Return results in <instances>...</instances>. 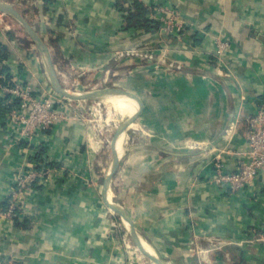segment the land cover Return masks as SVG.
Instances as JSON below:
<instances>
[{"label": "crops", "instance_id": "crops-1", "mask_svg": "<svg viewBox=\"0 0 264 264\" xmlns=\"http://www.w3.org/2000/svg\"><path fill=\"white\" fill-rule=\"evenodd\" d=\"M138 1L160 25L161 8L176 10L187 32L126 30L119 0H15L63 86L131 91L137 126L120 139L126 155L106 195L118 150L108 160L84 103L59 101L65 117L30 142L6 118L0 93V210L20 169L47 161L52 171L18 221L0 217V264H154L111 203L166 264H264V172L235 192L215 181L218 157L227 171L245 158L247 119L264 106V0ZM20 30L0 27L1 81L48 92L44 58Z\"/></svg>", "mask_w": 264, "mask_h": 264}, {"label": "built area", "instance_id": "built-area-1", "mask_svg": "<svg viewBox=\"0 0 264 264\" xmlns=\"http://www.w3.org/2000/svg\"><path fill=\"white\" fill-rule=\"evenodd\" d=\"M160 11L165 14L160 28L163 34L179 36L187 32L186 24L176 10L163 7ZM0 93L3 97L6 118L18 127L20 139L30 142L37 134L53 129L56 123L65 117L58 107L59 101L65 100L71 105L73 102L50 92L38 94L33 86L17 79L0 82ZM247 121L248 151L245 153V158L238 162L235 171H227L219 157L215 164V181L234 192L250 185L261 172H264V106L250 115ZM51 174L47 161L41 164V169L35 167L20 169L9 209L6 212L0 210V217L6 216L13 220L18 217L17 210H22L27 196Z\"/></svg>", "mask_w": 264, "mask_h": 264}, {"label": "water", "instance_id": "water-1", "mask_svg": "<svg viewBox=\"0 0 264 264\" xmlns=\"http://www.w3.org/2000/svg\"><path fill=\"white\" fill-rule=\"evenodd\" d=\"M0 12L9 15L16 21L20 23V25L29 33L30 37L33 39L35 44L37 45L39 51L41 52L45 64L49 68V75H50V80L51 83L55 89V91L63 98H66L68 100H73V101H84V100H101V99H106L110 96H119V97H130L133 99H137V97L125 90L115 88V87H106L103 89H97V90H92V91H87V92H74L71 91L70 89H67L63 86L59 75L57 73L53 57L49 48V45L45 42L44 38L36 31V29L25 19V17L13 6L10 4L0 1ZM130 119H124L117 130V133L115 135V147L117 150V145L118 141L121 138L123 134L127 131L128 127L130 126ZM121 162V156L119 153H116L115 161L112 167V170L110 174L108 175L105 186H104V191L107 195V192L110 188L111 181L120 165ZM112 208L119 212L126 223L128 224V229L130 230L133 238L135 239L136 243L140 246L141 249L144 250L145 253H147L149 256L152 255L159 264H166L161 257H159L157 254L151 253L150 250H148L143 243L141 242L140 238L138 237L135 228L133 227L129 216L127 212L117 204L111 203Z\"/></svg>", "mask_w": 264, "mask_h": 264}, {"label": "rangeland", "instance_id": "rangeland-1", "mask_svg": "<svg viewBox=\"0 0 264 264\" xmlns=\"http://www.w3.org/2000/svg\"><path fill=\"white\" fill-rule=\"evenodd\" d=\"M3 2H6L8 4H10L11 6H13L14 8H16L20 13H22L20 10H22L24 5H21V7L19 6V4L15 3V0H0ZM21 8V9H20ZM24 10V9H23ZM24 12V11H23ZM2 26H13L15 25L16 27H18L21 32V35H24V40L29 41L30 43L33 41L32 38L30 37V35L28 34V32L20 25V23L18 21H16L15 19H13L12 17H10L9 15H6L2 12H0V27ZM32 44L34 45V43L32 42ZM148 58H153V55L151 54H146ZM49 74V73H48ZM123 75H125V70L122 73ZM50 76V75H49ZM107 87H115L112 85H107ZM93 85L92 86H88L85 87L83 89H76L71 88V91L74 92H87V91H92ZM105 88V86L103 87ZM118 88V87H115ZM50 92V94H57L59 95L52 83H50V90L48 91ZM130 93H132L131 91H128ZM133 94V93H132ZM136 96V94H134ZM59 98H63V97H59ZM130 98V97H128ZM66 99V98H63ZM132 100H134L136 102V99L130 98ZM104 100V99H101ZM65 101V100H63ZM67 102V101H66ZM79 101H73L72 103H78ZM83 104L82 109L84 111V113L86 114L88 120L90 121L91 125L93 128H97V134H98V140L100 142V144L102 145V147L105 148V152L106 155L108 157V160L111 159V148H115V134L117 133V123H122V118L120 115H116L114 120H111L109 118L110 112H109V108L106 104H102L100 102V100H84L81 101ZM108 131V132H107ZM114 139V141H113ZM111 140L114 142H111ZM113 143V144H112ZM112 145V146H111ZM125 155H126V151H125Z\"/></svg>", "mask_w": 264, "mask_h": 264}, {"label": "trees", "instance_id": "trees-1", "mask_svg": "<svg viewBox=\"0 0 264 264\" xmlns=\"http://www.w3.org/2000/svg\"><path fill=\"white\" fill-rule=\"evenodd\" d=\"M118 6L124 9L128 14L125 18L124 29H142L148 34L160 29V23L149 18L151 10L144 3L138 0H119ZM7 49L8 46L6 44H0V63L6 57L4 52L7 51ZM5 72L6 69H0V82H2L1 80L3 79ZM39 154V157H41L42 153ZM8 205L10 206V203H8ZM19 212L20 211L17 210V214H20ZM14 221H18V217H16Z\"/></svg>", "mask_w": 264, "mask_h": 264}, {"label": "bare ground", "instance_id": "bare-ground-1", "mask_svg": "<svg viewBox=\"0 0 264 264\" xmlns=\"http://www.w3.org/2000/svg\"><path fill=\"white\" fill-rule=\"evenodd\" d=\"M46 70L47 72L49 73V69L48 67L46 66ZM68 76V75H67ZM119 97V96H118ZM122 98L123 101H125V104H126V107H125V104L123 103L122 100H120L119 98L117 97H108L104 100H100V102L104 105L106 104L109 108V112H110V115H109V118L111 120H114L116 117V115H120L121 118L123 117L124 113H125V110L127 108V115L124 117V119H128V116H129V105H128V102L126 100V97H120ZM123 119V120H124ZM130 126H133V127H136L137 126V117L132 113L131 116H130ZM117 130L119 129L120 127V123H117ZM108 132V131H107ZM115 138V137H114ZM122 138V136H121ZM120 138V139H121ZM118 141V145H117V150H118V153L119 155L121 156L123 153H124V148L121 146V141ZM125 139H126V136L124 137V144H125ZM114 141V139H113ZM111 140V142H113ZM114 143V142H113ZM112 143V144H113ZM111 164V163H110ZM109 170V169H108ZM111 192V191H110ZM117 199V198H116ZM149 250L150 252L152 253V249L149 247V245H147V242L146 240L143 239V242H142ZM137 245V244H136ZM133 250V249H132ZM135 255V254H134ZM149 258L151 259V261L154 263V264H159L157 261H155V259H153L154 257L152 255L149 256Z\"/></svg>", "mask_w": 264, "mask_h": 264}]
</instances>
